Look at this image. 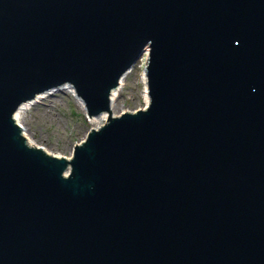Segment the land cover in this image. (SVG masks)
<instances>
[{"label": "water", "instance_id": "obj_1", "mask_svg": "<svg viewBox=\"0 0 264 264\" xmlns=\"http://www.w3.org/2000/svg\"><path fill=\"white\" fill-rule=\"evenodd\" d=\"M64 85L109 114L71 159L15 119ZM0 264H264V0H0Z\"/></svg>", "mask_w": 264, "mask_h": 264}, {"label": "rangeland", "instance_id": "obj_2", "mask_svg": "<svg viewBox=\"0 0 264 264\" xmlns=\"http://www.w3.org/2000/svg\"><path fill=\"white\" fill-rule=\"evenodd\" d=\"M146 57H142L127 75L117 97L113 112H135L147 103L144 82ZM21 124L35 146L59 157H72L75 145L82 142L93 127L73 95L56 92L34 103L20 115Z\"/></svg>", "mask_w": 264, "mask_h": 264}, {"label": "bare ground", "instance_id": "obj_3", "mask_svg": "<svg viewBox=\"0 0 264 264\" xmlns=\"http://www.w3.org/2000/svg\"><path fill=\"white\" fill-rule=\"evenodd\" d=\"M125 80V79H124ZM124 80H122L121 82V85L124 83ZM144 82L146 84V88H147V92H146V98H147V103H149V95H148V85H147V78H146V75L144 77ZM121 87V86H120ZM120 87H118L116 90L113 91L112 93V99H113V102H112V114L110 115V117H115L117 116V114L115 112H113V106H114V100L115 98L117 97V92L120 90ZM60 91H63V92H67V94H71L74 96V98L76 99V101L78 102V105L80 106V108L83 110L84 113H86V110H85V104L83 102V100L76 94L75 90L72 88V87H68V86H62L60 89H58L56 92H60ZM50 94H54L52 92L48 93V94H45V95H41L40 97H38L35 101L33 102H29V103H26L24 105H22L19 110L16 112L15 114V118L17 120V122L22 126L21 124V121H20V115L23 111L27 110L31 105H33L34 103H38L41 99H44L47 95H50ZM128 112V111H127ZM91 123H96L98 122L100 125L99 126H102L104 124H106L109 120V114L108 113H104L98 117H93V118H90L88 119ZM98 127V126H97ZM23 135L26 137L28 143L31 145V146H35L31 139L28 137L26 131L24 130L23 128ZM68 159H71V158H68Z\"/></svg>", "mask_w": 264, "mask_h": 264}, {"label": "flooded vegetation", "instance_id": "obj_4", "mask_svg": "<svg viewBox=\"0 0 264 264\" xmlns=\"http://www.w3.org/2000/svg\"><path fill=\"white\" fill-rule=\"evenodd\" d=\"M61 92H63V91H61Z\"/></svg>", "mask_w": 264, "mask_h": 264}]
</instances>
